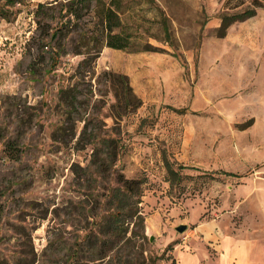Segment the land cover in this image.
Instances as JSON below:
<instances>
[{
	"label": "rangeland",
	"instance_id": "obj_1",
	"mask_svg": "<svg viewBox=\"0 0 264 264\" xmlns=\"http://www.w3.org/2000/svg\"><path fill=\"white\" fill-rule=\"evenodd\" d=\"M65 1L0 0V264H178L179 250L193 264H228L220 244L235 232L254 241L251 264H264V88L225 86L235 59L240 69L255 59L227 41L247 38L252 20L219 37L225 0H114L131 35L116 49L82 34L95 29V0L49 40L69 17ZM110 73L127 76L133 110ZM104 138L117 157L99 173L90 155ZM119 173L142 180L143 222L123 214L128 240L94 259L89 240L115 212ZM209 220L199 231L218 236L190 242Z\"/></svg>",
	"mask_w": 264,
	"mask_h": 264
},
{
	"label": "trees",
	"instance_id": "obj_2",
	"mask_svg": "<svg viewBox=\"0 0 264 264\" xmlns=\"http://www.w3.org/2000/svg\"><path fill=\"white\" fill-rule=\"evenodd\" d=\"M93 0H66L63 9L64 16H69L65 21L61 23L59 28H55L49 35V40H54L60 34L63 33V28L69 26L72 20L81 19L83 16L88 15L91 3ZM225 0L222 13L220 14V24L217 27V36L222 37L226 34L227 29L235 22L243 21L256 14L258 8H264V0ZM10 2H19V0H10ZM82 3L81 7H78ZM44 7L45 5L39 4ZM93 17L95 18V29L87 35L86 32L82 33L88 40L95 41V43L104 42V45L116 48L124 49L129 46L130 33L123 35L122 21L119 16L118 7L114 0H110L108 4L103 3L101 0H95L93 6ZM85 8V12L82 9ZM165 21V20H164ZM162 22L163 30L167 32L165 22ZM119 28V31L116 29ZM148 50L147 47L143 48ZM58 53V51H56ZM87 57L79 62V65H87L89 62L90 53L87 52ZM58 55V54H57ZM113 80H115L118 87L119 100L124 101V105L133 110L134 107L139 105L140 100L133 94L132 88L128 83V78L124 74L110 73ZM68 90H62L61 93H67ZM70 105V104H69ZM93 147L90 157V165L94 167L97 172H104L109 166L114 165L117 157V144L113 139H100ZM165 167L167 173L177 176L179 173L173 169L171 164L166 161ZM180 168H182L180 166ZM230 175V173H226ZM116 185L111 188L110 195L108 196V202L113 204L115 212L111 215L103 218L97 224V232L91 236V246H94L93 254L94 259H103L117 244L128 240L126 236L127 228L124 226L121 217L124 215L129 218H136L143 222V218L138 213V203L140 202L141 195V179L126 178L123 174L116 175ZM127 210V211H126ZM124 241V242H125ZM93 259V260H94Z\"/></svg>",
	"mask_w": 264,
	"mask_h": 264
},
{
	"label": "crops",
	"instance_id": "obj_3",
	"mask_svg": "<svg viewBox=\"0 0 264 264\" xmlns=\"http://www.w3.org/2000/svg\"><path fill=\"white\" fill-rule=\"evenodd\" d=\"M247 20H252L249 23L246 21L243 22V27H249V36L239 37L237 33H231L230 37H227V41L231 42L232 48L229 49L231 53L239 52L237 48V44H242L243 49H246V52L249 53L250 56H253L255 59H249L245 62V65H242L241 69L239 68L240 62L238 60H234L232 62V71L231 76H227L225 81V86L227 88L237 89L240 86L249 87H263L264 88V8L257 11V14L247 18ZM242 23V21L240 22ZM235 24V23H234ZM232 24L230 27L234 26ZM256 35V37H254ZM246 68V69H245ZM210 223H214L213 221H202L195 228V235H193L192 240L190 242L197 239L200 236V242H204L207 238L212 239L217 233L213 231L202 232L199 231L200 228H204V226H208ZM218 236V235H217ZM225 243L220 244V251L226 256V262L228 264H251L255 260V243L250 238L240 232H235L224 236ZM198 240V241H199ZM199 245V242L196 243L191 248L194 249ZM192 252H195L194 250ZM174 254V250H173ZM194 254V253H193ZM221 254V255H222ZM194 255L190 254L188 251L184 250L177 253L178 264H193L190 261V257Z\"/></svg>",
	"mask_w": 264,
	"mask_h": 264
},
{
	"label": "water",
	"instance_id": "obj_4",
	"mask_svg": "<svg viewBox=\"0 0 264 264\" xmlns=\"http://www.w3.org/2000/svg\"><path fill=\"white\" fill-rule=\"evenodd\" d=\"M186 228L187 226L185 224H179L175 227L176 231H178L179 233L183 232ZM150 238L152 239V237Z\"/></svg>",
	"mask_w": 264,
	"mask_h": 264
}]
</instances>
